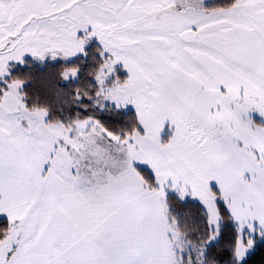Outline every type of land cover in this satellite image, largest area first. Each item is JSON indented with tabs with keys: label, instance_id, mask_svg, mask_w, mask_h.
Returning <instances> with one entry per match:
<instances>
[{
	"label": "snow or ice",
	"instance_id": "obj_1",
	"mask_svg": "<svg viewBox=\"0 0 264 264\" xmlns=\"http://www.w3.org/2000/svg\"><path fill=\"white\" fill-rule=\"evenodd\" d=\"M0 264H264V0H0Z\"/></svg>",
	"mask_w": 264,
	"mask_h": 264
}]
</instances>
